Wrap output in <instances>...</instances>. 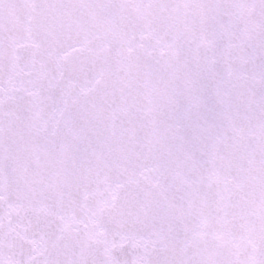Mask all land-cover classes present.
<instances>
[{
  "label": "snow or ice",
  "instance_id": "obj_1",
  "mask_svg": "<svg viewBox=\"0 0 264 264\" xmlns=\"http://www.w3.org/2000/svg\"><path fill=\"white\" fill-rule=\"evenodd\" d=\"M0 264H264V0H0Z\"/></svg>",
  "mask_w": 264,
  "mask_h": 264
}]
</instances>
